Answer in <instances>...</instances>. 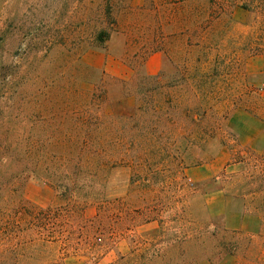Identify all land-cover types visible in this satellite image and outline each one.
<instances>
[{
	"label": "rangeland",
	"instance_id": "1",
	"mask_svg": "<svg viewBox=\"0 0 264 264\" xmlns=\"http://www.w3.org/2000/svg\"><path fill=\"white\" fill-rule=\"evenodd\" d=\"M261 257L264 0H0V264Z\"/></svg>",
	"mask_w": 264,
	"mask_h": 264
},
{
	"label": "crops",
	"instance_id": "2",
	"mask_svg": "<svg viewBox=\"0 0 264 264\" xmlns=\"http://www.w3.org/2000/svg\"><path fill=\"white\" fill-rule=\"evenodd\" d=\"M153 58H156V60H157L155 70H153L152 67L150 66V61ZM85 60H86V57H85ZM87 63H88V61H87ZM114 64H115V66H117L118 70L122 72V73H120V72L113 73L114 76H117L119 78H128V76H130L131 73L128 72V67L126 65H124L121 62L114 60L110 56H107V55H103V56L101 55L100 56V61L98 64L99 67H103L108 71V69L112 68V66ZM163 65H164L163 56L161 54L157 53V54L151 55L146 60L145 65H144V69H145L146 74L155 75L156 73H158L163 68Z\"/></svg>",
	"mask_w": 264,
	"mask_h": 264
},
{
	"label": "trees",
	"instance_id": "3",
	"mask_svg": "<svg viewBox=\"0 0 264 264\" xmlns=\"http://www.w3.org/2000/svg\"><path fill=\"white\" fill-rule=\"evenodd\" d=\"M104 36L107 38V36H109V33H106V31H101V33H100V35H99L100 40H102V41L105 40L106 38H105ZM146 77L149 78V79H152V80H156V81L160 78L159 75H146ZM157 88H158V87L155 88V91L158 90ZM146 92H147V91H146ZM160 108H161V107H160L159 105H155V109H156L157 111H158ZM199 109H201L200 106H199ZM234 234H236V233H234ZM237 234H238V233H237ZM238 241H239V240L237 239V240H235V241L233 242V244L236 246V250L239 248V247H238ZM232 251H234V249H233ZM232 251H231V252H232ZM230 254L233 255L234 253L232 252V253H230ZM263 260H264V259L261 257V259H260L259 261H263Z\"/></svg>",
	"mask_w": 264,
	"mask_h": 264
}]
</instances>
